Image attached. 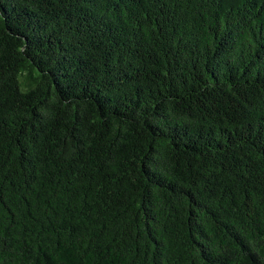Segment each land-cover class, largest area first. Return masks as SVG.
Returning a JSON list of instances; mask_svg holds the SVG:
<instances>
[{
	"label": "trees",
	"instance_id": "1",
	"mask_svg": "<svg viewBox=\"0 0 264 264\" xmlns=\"http://www.w3.org/2000/svg\"><path fill=\"white\" fill-rule=\"evenodd\" d=\"M0 264H264V0H0Z\"/></svg>",
	"mask_w": 264,
	"mask_h": 264
}]
</instances>
